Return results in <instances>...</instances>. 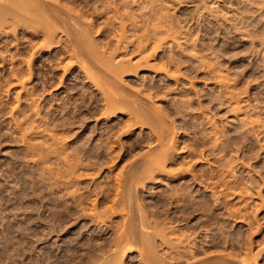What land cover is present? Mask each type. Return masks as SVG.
Here are the masks:
<instances>
[{
	"label": "rangeland",
	"instance_id": "obj_1",
	"mask_svg": "<svg viewBox=\"0 0 264 264\" xmlns=\"http://www.w3.org/2000/svg\"><path fill=\"white\" fill-rule=\"evenodd\" d=\"M221 1L3 4L0 264H264V9Z\"/></svg>",
	"mask_w": 264,
	"mask_h": 264
},
{
	"label": "bare ground",
	"instance_id": "obj_2",
	"mask_svg": "<svg viewBox=\"0 0 264 264\" xmlns=\"http://www.w3.org/2000/svg\"><path fill=\"white\" fill-rule=\"evenodd\" d=\"M43 1L45 2V0H43ZM43 1H41L43 4H47V3H44ZM224 1H225L226 3L234 4L232 0H224ZM38 2H39V4L41 3L40 0H0V4H1V5H3V4H18V5H20V4H21V5L23 6L24 4H30V3H31V4H35V3L38 4ZM46 2H47V1H46ZM53 2H54V1H53ZM55 2H56V1H55ZM122 2H123V1H122ZM221 2H223V0H222ZM49 3H50V2H49ZM235 3H236V4H262V6H261V5H259V6H261V7L264 9V0H235ZM118 4H119V3H118ZM1 5H0V20L2 21V19H3V17H4V16H3L4 8L7 7V6H6V5H5V6H4V5L1 6ZM22 6H21V7H22ZM51 6H52V5H51ZM53 6H54V5H53ZM55 6H56V5H55ZM109 6H110V5H108V7H109ZM8 7L10 8V6H8ZM18 7H19V6H18ZM25 7H26V6H25ZM27 7H28V6H27ZM47 7H48V6H47ZM261 7H260V8H261ZM15 8H16V7H15ZM23 8H24V7H23ZM23 8H20V7H19V11L24 10ZM30 8H31V7H30ZM63 8H64V7H63ZM63 8H62V9H63ZM74 8H75V7H74ZM260 8H259V9H260ZM10 9L13 10V8H10ZM25 9L27 10V8H25ZM62 9H61V10H62ZM113 9H114V8H113ZM26 10H25V11H26ZM28 10L31 11V9H29V8H28ZM50 10H51V9H50ZM53 10H54V9H53ZM72 10H73V9H72ZM72 10H71V11H72ZM110 10H111V9H110ZM10 11H11V10H10ZM29 11H28V12H29ZM32 11H33V10H32ZM32 11H31V12H32ZM58 11H59V10H58ZM63 11H65V10L63 9ZM13 12H14V10H13ZM33 12H34V11H33ZM33 12H32V13H33ZM114 12H115V11H114ZM14 13H15V12H14ZM16 13H17V12H16ZM19 13H20V12H19ZM25 13H26V12H25ZM35 13H37V12H35ZM59 13H60V12H59ZM66 13H67V12H66ZM75 13H76V12H75ZM78 13H79V12H78ZM8 14H9V13H8ZM8 14L6 13V15H8ZM29 14H30V13H29ZM29 14H28V15H29ZM53 14H54V12H53ZM55 14H56V13H55ZM61 14H63V12H62ZM67 14H68V13H67ZM129 14H130V13H129ZM9 15H10V14H9ZM9 15H8V16H9ZM21 15H22V13H21ZM33 15L35 16V14H33ZM37 15H39V13H38ZM40 15H41V14H40ZM69 15H70V14H69ZM10 16H11V15H10ZM14 16H15V15H14ZM22 16H24V15H22ZM31 16H32V15H31ZM34 16H33V17H34ZM51 16H52V15H51ZM57 16H58V15H57ZM57 16H56V17H57ZM62 16H63V15H62ZM37 17H38V16H37ZM78 17H79V16H78ZM41 18H42V17H41ZM54 18H55V17H54ZM59 18H61V17H59ZM64 18H66V17H64ZM72 18H73V17H72ZM72 18H71V19H72ZM81 18H82V17H81ZM56 19H57V18H56ZM3 20H4V19H3ZM43 20H44V19H43ZM122 20H123V19H122ZM55 21H56V20H55ZM37 22H38V21H37ZM40 22H41V21H40ZM45 22H46V21H45ZM77 22H79V21H77ZM122 22H123V21H122ZM85 23H86V22H85ZM51 24H52V23H51ZM86 24H87V23H86ZM122 24H123V23H122ZM4 25H5V24H4ZM60 25H61V24H60ZM62 25H64V24H62ZM89 25H90V24H89ZM52 27H55V26H52ZM45 28H46V27H45ZM47 29H48V28H47ZM54 29H55V28H54ZM86 29H87V28H86ZM121 29H122V28H121ZM55 30H56V29H55ZM80 30H81V29H80ZM84 30H85V29H84ZM155 30H156V29H155ZM43 32H44V31H43ZM55 32H56V31H55ZM73 33H74V32H73ZM77 33H78V32H77ZM53 34H54V33H53ZM83 34H84V33H83ZM44 35H45V34H44ZM71 35H72V34H71ZM84 35H85V34H84ZM153 35H155V34H153ZM263 35H264V34H263ZM149 36H150V35H149ZM150 37H152V36H150ZM84 38H85V36H84ZM120 38H121V37H120ZM262 39H264V38H262ZM87 40H88V39H87ZM120 41H121V40H120ZM141 41H142V40H141ZM141 41H140V43H141ZM146 41H147V40H146ZM87 43H88V42H87ZM90 43H91V42H90ZM118 43H119V41H118ZM262 43L264 44V41H263V40H262ZM142 44H143V43H142ZM87 45H88V44H87ZM94 47H95V46H94ZM116 47H117V46H116ZM140 49H141V48H140ZM114 52H115V51H114ZM126 65H127V64H126ZM105 66H106V65H105ZM112 66H113V65H112ZM120 66H121V65H120ZM108 67H109V65H108ZM110 67H111V66H110ZM114 67H115V65H114ZM106 68H107V67H106ZM112 68H113V67H112ZM112 68H111V69L109 68V70H112ZM117 69H119V68H117ZM114 70H115V69H114ZM117 71H118V70H117ZM111 72H112V71H111ZM120 72H121V70H120ZM31 73H32V72H31ZM115 73L117 74V73H119V72H115ZM220 81H221V80H220ZM224 85H225V84H224ZM225 86H226V85H225ZM112 103H113V101H112ZM137 109H138V108H137ZM138 111H139V110H138ZM157 169H158V168H157ZM152 170H153V169H152ZM154 171H156V170H154ZM126 189H127V188H126ZM189 209H190V208H189ZM142 212H143V211H142ZM140 213H141V212H140ZM129 223H130V222H128L127 224H129ZM165 224H166V223H165ZM129 226H130V225H129ZM157 226H158V225H157ZM157 226H156V227H157ZM164 228H165V227H164ZM164 228H163V229H164ZM126 229H127V228H126ZM128 229H130V227H128ZM135 229H136V228H135ZM141 230H142V229H141ZM165 230H166V229H165ZM126 231H127V230H126ZM126 231H125V234L127 233ZM128 231H131V230H128ZM163 232H165V231H163ZM142 233H144V232H141V234H142ZM167 233H168V232H167ZM127 234H129V233H127ZM130 234H131V235H132V234L135 235L134 232H132V233H130ZM169 234H170V233H169ZM191 234H192V233H191ZM146 235H147V234H146ZM165 235H166V234H165ZM167 235H168V234H167ZM121 236H122V235H121ZM121 236H120V237H121ZM125 236H126V235H125ZM135 236H136V235H135ZM135 236H134V237H135ZM143 236H144V235H143ZM155 236H156V235H155ZM160 236H161V235H160ZM163 236H164V235H163ZM174 236H175V235H174ZM126 237H127V236H126ZM129 237H130V235H129ZM131 237H132V236H131ZM165 237H166V236H165ZM169 237H170V236H169ZM189 237H190V235H189ZM194 237H195V236H194ZM132 238H133V237H132ZM147 238H148V237H147ZM162 238H163V237H162ZM166 238H168V237H166ZM166 238L163 239V240L165 241ZM176 238H177V237H176ZM186 238H188V237H186ZM123 239H124V238H123ZM140 239H141V238H140ZM178 239H179V238H178ZM181 239H182V238H181ZM118 240H119V239H118ZM118 240H117V242H118ZM127 240H128V239H127ZM134 240L136 241L135 238H134ZM151 240H152V239H151ZM151 240H150V242H151ZM163 240H162V241H163ZM168 240L170 241V239H168ZM168 240H166V241H168ZM187 240H189V239H187ZM191 240H192V238H191ZM191 240H189V241H191ZM193 240H194V239H193ZM125 241H126V239H125ZM143 241H144V240H143ZM166 241H165V242H166ZM171 241H172V240H171ZM180 241H181V240H180ZM185 241H186V240H185ZM194 241H195V240H194ZM194 241H193V242H194ZM136 242H137V241H136ZM181 242H182V241H181ZM187 242H188V241H187ZM193 242H192V244H193ZM118 243H120V242H118ZM151 243H152V242H151ZM151 243H149L148 241H146V242L144 243V250H142V251H144V252H143V255H144L143 259H145L146 264H158V263H159L158 261H159L160 259H158V260L156 261V259L154 258V256H153L154 253H153V250H152V245H151ZM172 243H173V241H172ZM152 244H153V243H152ZM163 244H165V243L162 242V245H163ZM173 244H174V243H173ZM190 244H191V243H190ZM192 244H191V245H192ZM119 245H120V244H119ZM169 245H170V244H169ZM175 245H176V244H175ZM175 245H174V246H175ZM193 245H194V244H193ZM193 245H192V246H193ZM165 246L167 247V244H165ZM172 246H173V245L171 244V247H172ZM192 246H191V252H193L192 249L194 248V247H192ZM142 247H143V246H142ZM171 247L168 246V249L170 250ZM166 249H167V248H166ZM168 249H167V251H168ZM173 249H174V248H173ZM173 249H172V251H174V252L177 251V249H175V250H173ZM194 249H195V248H194ZM154 251H155V249H154ZM162 251H163V249H162ZM164 251H165V250H164ZM170 251H171V250H170ZM172 251H171L170 253H168V255H170L171 257H172V254H171V253H173ZM186 251H187V250H186ZM156 252H157V251H156ZM156 252H155V254H156V257H157V253H156ZM179 252H180V250L178 249V253H179ZM188 252H189V249H188ZM120 253H121V252H120ZM152 253H153V254H152ZM161 253H163V252H161ZM178 253L176 252V253H174V254H178ZM185 253H186V252H185ZM121 254H122V253H121ZM181 254H182V253H180V254L177 255V256H180ZM115 255H116V254H115ZM168 255H165V256H168ZM190 255H191V254H190ZM102 256H103V255H102ZM121 256H122V255H121ZM158 256H159V254H158ZM162 256H163V254H162ZM162 256H161V260H163L164 263H166V264H170V263H171V262H165V261L167 260V258L164 259L165 256H164L163 258H162ZM173 256H175V255H173ZM177 256H176V259H177ZM196 256H197V255H196ZM159 257H160V256H159ZM192 257H193V256H192ZM157 258H158V257H157ZM172 258H173V257H172ZM178 258H179V257H178ZM190 258H191V257H190ZM194 258H195V257H194ZM182 259H183V258H182ZM196 259H197V258H196ZM169 260L173 262V260H172L171 258H170ZM177 260H179V259H177ZM177 260H175V257H174V261H175V263L177 262ZM191 260H192V259H190L189 261H191ZM236 260H237V259H236ZM180 261H181V260H180ZM197 261H198V260H197ZM120 262H121V261H120ZM157 262H158V263H157ZM163 262H162V263H163ZM160 263H161V262H160ZM173 264H174V262H173ZM176 264H178V263H176ZM191 264H198V263H196V262H192Z\"/></svg>",
	"mask_w": 264,
	"mask_h": 264
}]
</instances>
